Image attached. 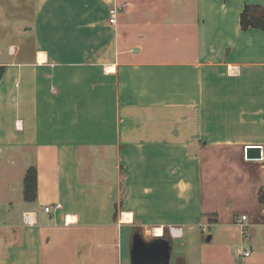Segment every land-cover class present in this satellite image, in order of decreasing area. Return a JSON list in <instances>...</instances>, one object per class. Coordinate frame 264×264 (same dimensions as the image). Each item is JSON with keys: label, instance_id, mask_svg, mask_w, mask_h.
I'll use <instances>...</instances> for the list:
<instances>
[{"label": "crops", "instance_id": "crops-1", "mask_svg": "<svg viewBox=\"0 0 264 264\" xmlns=\"http://www.w3.org/2000/svg\"><path fill=\"white\" fill-rule=\"evenodd\" d=\"M246 5L264 0H3L0 264H132L137 232L169 239L170 264H264V154L246 158L264 148V29L242 27ZM253 163L243 227L215 185Z\"/></svg>", "mask_w": 264, "mask_h": 264}, {"label": "rangeland", "instance_id": "rangeland-1", "mask_svg": "<svg viewBox=\"0 0 264 264\" xmlns=\"http://www.w3.org/2000/svg\"><path fill=\"white\" fill-rule=\"evenodd\" d=\"M14 2H18V0H14ZM3 0H0V6L2 7ZM67 8H59L58 10H63ZM16 10V8H15ZM21 17L25 18L23 15H12V22H16L17 19H20ZM10 19V17H9ZM251 165V166H250ZM256 164H249L247 166V171L250 174V181L247 180L246 183H238L235 179H233L229 173L227 168H223L217 175L218 182L215 185L218 193H219V199L215 201L216 206L220 208V206H223L224 208L227 207V204L229 205V209L234 210L232 214H228L225 212L222 217L225 218H232L237 219L241 218L243 213H246L247 215L251 216L253 210V202L254 197L252 194L254 193L256 178L259 176V171L256 170ZM258 172V173H257ZM212 192V188H208V185H205V198L209 195V193ZM206 203H209L210 198H206ZM214 201V200H213ZM229 215V216H228ZM238 232L239 230L237 228H233L234 232ZM248 232L252 231V227H249L247 229ZM259 233V232H258ZM248 245V244H247ZM249 246V245H248ZM256 252H258V247H256Z\"/></svg>", "mask_w": 264, "mask_h": 264}, {"label": "water", "instance_id": "water-1", "mask_svg": "<svg viewBox=\"0 0 264 264\" xmlns=\"http://www.w3.org/2000/svg\"><path fill=\"white\" fill-rule=\"evenodd\" d=\"M262 157V146L247 147L246 158L253 160ZM208 240H211V236ZM171 250L172 244L169 239L159 237L147 241L142 233L137 232L132 238V264H170Z\"/></svg>", "mask_w": 264, "mask_h": 264}, {"label": "trees", "instance_id": "trees-1", "mask_svg": "<svg viewBox=\"0 0 264 264\" xmlns=\"http://www.w3.org/2000/svg\"><path fill=\"white\" fill-rule=\"evenodd\" d=\"M241 25L247 29L249 27H259L264 29V7L246 5L241 14ZM5 72V67L0 66V80ZM38 189V172L37 168L31 166L24 178V198L27 201H35L37 199ZM259 200L264 205V188L259 194Z\"/></svg>", "mask_w": 264, "mask_h": 264}, {"label": "built area", "instance_id": "built-area-1", "mask_svg": "<svg viewBox=\"0 0 264 264\" xmlns=\"http://www.w3.org/2000/svg\"><path fill=\"white\" fill-rule=\"evenodd\" d=\"M123 9L122 6H113L110 9V23L111 24H116L117 23V16L118 13ZM262 154H264V148H262ZM248 159V158H247ZM251 160V159H248ZM45 211L46 212H51L52 207L50 206H45ZM247 215H242L241 218H239L237 220V224L241 225L244 227V222L247 220ZM24 222L26 224H35L37 221L35 219V217L32 215L31 212H26L24 213ZM234 254L236 255L237 258H241V257H246L249 256L251 254V250L249 248H242V247H235L233 249Z\"/></svg>", "mask_w": 264, "mask_h": 264}, {"label": "bare ground", "instance_id": "bare-ground-1", "mask_svg": "<svg viewBox=\"0 0 264 264\" xmlns=\"http://www.w3.org/2000/svg\"><path fill=\"white\" fill-rule=\"evenodd\" d=\"M156 232H157V233H161L162 230H161V229H156Z\"/></svg>", "mask_w": 264, "mask_h": 264}]
</instances>
